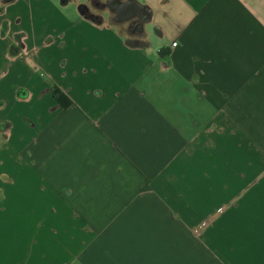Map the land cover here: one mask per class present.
I'll use <instances>...</instances> for the list:
<instances>
[{
    "label": "crops",
    "instance_id": "obj_1",
    "mask_svg": "<svg viewBox=\"0 0 264 264\" xmlns=\"http://www.w3.org/2000/svg\"><path fill=\"white\" fill-rule=\"evenodd\" d=\"M102 1L0 0V264H264V0Z\"/></svg>",
    "mask_w": 264,
    "mask_h": 264
},
{
    "label": "flooded vegetation",
    "instance_id": "obj_2",
    "mask_svg": "<svg viewBox=\"0 0 264 264\" xmlns=\"http://www.w3.org/2000/svg\"><path fill=\"white\" fill-rule=\"evenodd\" d=\"M110 6L111 4L109 1L104 3L102 0H90V4L85 6V11L91 16L101 17L102 13H104L107 10V7Z\"/></svg>",
    "mask_w": 264,
    "mask_h": 264
},
{
    "label": "trees",
    "instance_id": "obj_3",
    "mask_svg": "<svg viewBox=\"0 0 264 264\" xmlns=\"http://www.w3.org/2000/svg\"><path fill=\"white\" fill-rule=\"evenodd\" d=\"M54 94L56 99L62 104L63 106H69V100L67 96L58 88L54 89ZM8 125L3 126V129L6 130Z\"/></svg>",
    "mask_w": 264,
    "mask_h": 264
},
{
    "label": "rangeland",
    "instance_id": "obj_4",
    "mask_svg": "<svg viewBox=\"0 0 264 264\" xmlns=\"http://www.w3.org/2000/svg\"><path fill=\"white\" fill-rule=\"evenodd\" d=\"M82 1H84V0H82ZM71 6H73V5H71ZM68 9H72V8L70 7V8H68ZM76 9H77V7H76Z\"/></svg>",
    "mask_w": 264,
    "mask_h": 264
},
{
    "label": "built area",
    "instance_id": "obj_5",
    "mask_svg": "<svg viewBox=\"0 0 264 264\" xmlns=\"http://www.w3.org/2000/svg\"><path fill=\"white\" fill-rule=\"evenodd\" d=\"M173 45H176V43H173Z\"/></svg>",
    "mask_w": 264,
    "mask_h": 264
}]
</instances>
